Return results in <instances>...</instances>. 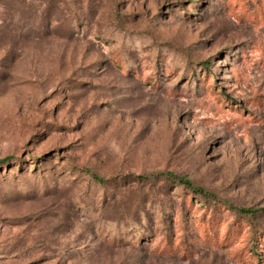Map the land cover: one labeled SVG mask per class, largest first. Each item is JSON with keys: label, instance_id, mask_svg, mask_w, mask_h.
I'll return each instance as SVG.
<instances>
[{"label": "rangeland", "instance_id": "1", "mask_svg": "<svg viewBox=\"0 0 264 264\" xmlns=\"http://www.w3.org/2000/svg\"><path fill=\"white\" fill-rule=\"evenodd\" d=\"M7 158L0 264H264V0H0Z\"/></svg>", "mask_w": 264, "mask_h": 264}, {"label": "trees", "instance_id": "2", "mask_svg": "<svg viewBox=\"0 0 264 264\" xmlns=\"http://www.w3.org/2000/svg\"><path fill=\"white\" fill-rule=\"evenodd\" d=\"M10 160V158H7L5 160L0 161V163H5V162H8ZM160 177H165L166 179H168L169 181L173 182V183H177L179 186L183 187L184 189L188 190V191H191V192H194V193H199V194H202L204 195V193L201 191V190H195L192 188V185L190 182H188L185 178H181V177H177V176H174L170 173H165V174H161ZM95 180H97V178L93 177ZM99 181V180H97ZM240 213L246 215V216H253L255 214H257L258 212H261L264 214V209H254V208H249V209H240L239 211Z\"/></svg>", "mask_w": 264, "mask_h": 264}]
</instances>
